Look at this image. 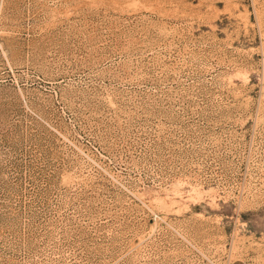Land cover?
<instances>
[{
  "label": "rangeland",
  "instance_id": "rangeland-1",
  "mask_svg": "<svg viewBox=\"0 0 264 264\" xmlns=\"http://www.w3.org/2000/svg\"><path fill=\"white\" fill-rule=\"evenodd\" d=\"M0 264H264V0H0Z\"/></svg>",
  "mask_w": 264,
  "mask_h": 264
}]
</instances>
